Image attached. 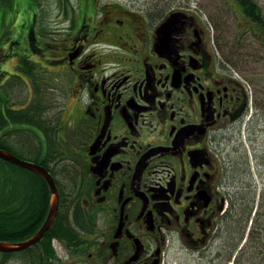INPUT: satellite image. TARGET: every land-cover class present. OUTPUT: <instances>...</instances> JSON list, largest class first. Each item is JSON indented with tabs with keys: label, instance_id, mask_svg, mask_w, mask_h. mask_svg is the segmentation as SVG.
Masks as SVG:
<instances>
[{
	"label": "flooded vegetation",
	"instance_id": "flooded-vegetation-1",
	"mask_svg": "<svg viewBox=\"0 0 264 264\" xmlns=\"http://www.w3.org/2000/svg\"><path fill=\"white\" fill-rule=\"evenodd\" d=\"M29 6V56L14 59ZM153 9L0 0V150L41 167L58 194L43 239L0 252V264H167L171 254H214L233 203L222 135L243 123L249 95L217 57L199 12L178 7L160 33L172 11ZM18 80L22 98L10 92ZM0 161L11 190L0 210L12 235L28 234L11 242L27 240L46 222L52 186L30 170L15 178V165Z\"/></svg>",
	"mask_w": 264,
	"mask_h": 264
},
{
	"label": "rangeland",
	"instance_id": "rangeland-1",
	"mask_svg": "<svg viewBox=\"0 0 264 264\" xmlns=\"http://www.w3.org/2000/svg\"><path fill=\"white\" fill-rule=\"evenodd\" d=\"M110 1V0H103ZM143 4V7L155 8V13L159 11L174 10L178 7L190 6L205 17L211 33V40L218 56L225 62L231 70L239 74V76L247 83L252 91V108L246 118V126L236 130L223 132L222 140V164L224 168V189L225 192L243 205L246 208V200H251L252 191L256 190L257 200L260 194L264 192V51L261 47L252 43L248 38L246 40V32L241 33L244 26L241 24L242 18H238L236 13L238 7L235 4H230L226 0H124ZM139 9L138 7H135ZM158 8V9H157ZM153 9V10H155ZM25 13L28 19L21 20L22 23H17L20 32L23 36L15 45V53L13 57L29 56L25 53L27 43L23 37L28 38L30 32V17L34 16V9L29 6L25 8ZM11 10H7L10 15ZM52 13H56L57 9L52 7ZM59 15V14H58ZM3 27H0V32ZM4 44L6 42H3ZM35 61V59H32ZM13 62L10 58L6 62L9 69ZM24 59H21V63ZM14 86H11V95L15 98L25 97V85L22 80H18ZM14 91H12V89ZM19 157L26 160L25 155L18 154ZM13 172H17L15 169ZM20 173V172H19ZM258 207V204L256 205ZM249 222V226H250ZM236 226V225H234ZM240 232L238 229H231L227 233H223L217 239V245L213 246L214 254L207 253L203 259H198L195 255H174L169 256L167 264H232L233 258L240 246H242L246 238L243 235L242 243L234 247L233 244L239 239ZM218 244L220 246H218ZM222 245V247H221ZM220 252V253H219ZM216 253V255H215ZM219 253V254H218ZM218 254V255H217ZM1 260V259H0ZM261 259L258 258L253 263L242 262V264H261ZM5 264H25L24 261L18 258L11 259ZM264 264V263H262Z\"/></svg>",
	"mask_w": 264,
	"mask_h": 264
},
{
	"label": "trees",
	"instance_id": "trees-1",
	"mask_svg": "<svg viewBox=\"0 0 264 264\" xmlns=\"http://www.w3.org/2000/svg\"><path fill=\"white\" fill-rule=\"evenodd\" d=\"M226 1L238 7L236 15L244 21L241 23L244 26L241 33L246 32V40L248 38L264 51V0ZM5 167L0 164V203L4 204V200H6L8 193L11 191L6 175H4L5 183H2L1 172L6 171ZM13 168L17 171L14 172V177L23 180V173L26 174L27 170L17 166H13ZM250 191H252V198H250L251 200H246V208L233 199L230 214L225 220L227 227L224 233H227L232 228H237L238 233L240 232L239 240L233 244V249L240 239L243 238L245 230L246 234L249 230L246 243L236 257V264H242L244 261L253 263L258 258L261 259V264L264 263V192L260 194V198L257 200V191L251 189ZM257 204L258 207H256ZM249 222H251L250 226ZM8 224L6 213L0 210V241L21 240L28 237V234L22 231H15V235H12L8 229ZM4 256L7 257L6 254Z\"/></svg>",
	"mask_w": 264,
	"mask_h": 264
},
{
	"label": "water",
	"instance_id": "water-1",
	"mask_svg": "<svg viewBox=\"0 0 264 264\" xmlns=\"http://www.w3.org/2000/svg\"><path fill=\"white\" fill-rule=\"evenodd\" d=\"M175 15H176V13H174V14L170 15V17H168L167 21L160 28V30H159L160 33H162L174 21ZM0 157L9 161V162H12L13 164H16V165L21 166V167L26 168V169L33 170V171L43 175L48 180L50 185L52 186V192L54 195L52 207L50 209V212H49V215H48V218H47L45 224L37 232V234L33 238L26 240V241H23V242H20V243L0 242V251H2V252L23 251V250L31 247L32 245L38 243L43 238L45 233L52 226L53 221H54L55 216H56L57 207H58V194H57L54 183H53L52 179L50 178V176L38 165H35L33 163L21 160L18 157H16L15 155H13L9 152L1 151V150H0Z\"/></svg>",
	"mask_w": 264,
	"mask_h": 264
},
{
	"label": "bare ground",
	"instance_id": "bare-ground-1",
	"mask_svg": "<svg viewBox=\"0 0 264 264\" xmlns=\"http://www.w3.org/2000/svg\"><path fill=\"white\" fill-rule=\"evenodd\" d=\"M37 173V172H36Z\"/></svg>",
	"mask_w": 264,
	"mask_h": 264
}]
</instances>
